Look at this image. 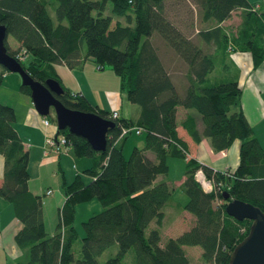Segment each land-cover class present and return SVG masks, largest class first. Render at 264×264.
<instances>
[{"label": "trees", "instance_id": "16d2710c", "mask_svg": "<svg viewBox=\"0 0 264 264\" xmlns=\"http://www.w3.org/2000/svg\"><path fill=\"white\" fill-rule=\"evenodd\" d=\"M169 0H0V25L7 29L8 54L20 63L23 51L31 57L22 66L34 80L43 84L58 81L64 89L57 96L67 107L95 113L115 121L108 134L107 151H94L87 140L68 130L60 131L72 144L78 158L94 159L86 170L93 181L85 184L80 176L71 184L62 183L66 200L60 209V221L49 235L44 218V197L35 195L29 186V150L16 130V111L0 103V154L5 159L0 197L9 202L22 227L15 236L21 252L17 264H190L185 247L199 246L205 264H229L232 252L249 234L252 222L236 221L223 205L215 204L216 194L201 189L195 174L222 182L231 199H239L264 212V149L242 105V90L234 80H223L229 48L252 52L255 66L264 60L256 40L247 38V27L231 36L219 26L238 8L247 11L255 33L263 32L262 8L247 0H188L197 7L198 23L206 26L190 38L167 16ZM108 4L112 15H107ZM54 8L55 17L49 12ZM254 15V16H253ZM114 17L124 19L116 22ZM263 17V18H262ZM247 21V20H246ZM15 40V46L9 38ZM172 49L187 66V87L180 92L164 60ZM88 60L97 70L111 66L118 76L121 92L135 107L134 118L120 117L117 110L94 106L81 93L64 86L57 64L70 70H82ZM7 70L0 66V88ZM22 93L31 90L21 86ZM179 108L194 110L201 117L199 130L195 116L182 120L185 132L196 143L207 138L215 152L231 148L239 140L240 162L231 176L213 173L194 159L187 162L181 189L188 202L183 210L195 217L194 226L176 238L163 240L165 206L170 203L173 186L166 180L168 160L188 159L190 149L179 136ZM118 112V119L112 114ZM53 124L55 118L50 117ZM141 127L146 145L124 156L127 136L119 139L124 128ZM148 152L154 155L152 160ZM159 176L163 179L157 182ZM97 198L103 207L83 223L85 236L75 228L76 207ZM154 225V226H153ZM153 226V227H152ZM118 253L106 263L98 259L109 249ZM132 253L134 261L126 256Z\"/></svg>", "mask_w": 264, "mask_h": 264}, {"label": "crops", "instance_id": "0c3cea01", "mask_svg": "<svg viewBox=\"0 0 264 264\" xmlns=\"http://www.w3.org/2000/svg\"><path fill=\"white\" fill-rule=\"evenodd\" d=\"M182 1L183 3H180L179 1L177 4H175V3H172V0H169L167 2V6H168L167 16L170 19H171L170 16L175 17L176 26L180 28L184 33H186L190 38L196 39L195 38L196 34L199 33L200 30L202 29H206L211 26L215 27V23H209L206 26L200 25L198 23L196 5H193L188 0H182ZM185 1H186V5H188L187 8L189 9V13H190L189 16H186L187 14H189V13H186V7L183 8L182 6H180L181 4H184ZM247 1L248 3L256 4V6H259V8H262L261 4H263L262 2L263 0H247ZM169 6H171L173 15L171 12L169 13L168 11L170 9ZM247 13L248 12L245 11L244 9L238 8V10H235L232 13L233 15L230 19H228V21H225L219 24V26L222 27L226 31L227 34L234 36L236 38L239 35V31L243 29V26L247 27L246 33L248 34L246 35V37L247 38L251 37L252 41L256 40V46H258L259 48L258 51L264 56V33L262 31L259 32L258 30H257L258 33H255V28L252 27V24H251L252 20L249 18L250 14H247ZM114 20H115L114 24L119 21L122 23L124 22L122 21L120 17L119 18L114 17ZM260 21L264 25V19L260 18ZM262 30L264 31V27L262 28ZM165 58L166 60L164 61L167 64V68L170 71L173 81L176 83L178 87H180V85H183V87L186 88L188 85L187 83L188 71H187V66L185 62L181 60L179 56L172 49H169L166 51ZM224 58H227V61H226V67L224 68V71L221 72L222 73L221 77L223 78V80H234L240 84V87L242 90L241 101L243 105V112L245 113L247 121L251 124L253 128V132L255 133V136L257 137L259 143H261L264 149V60L258 67H256L252 52L234 51L232 48H229L228 55ZM57 65H61V64H57ZM231 65H232V68L229 67ZM63 67L68 69L69 75L73 76L76 80L75 83H79L80 86H82L81 82L83 80L86 81L92 76L100 77L104 75L103 73L100 72L103 70L99 71L97 70V68H95V70L94 68L87 70V66H85L82 70H70L66 66H63ZM97 71L100 73H98ZM249 80H251L250 84H248ZM184 83H186V87ZM81 88L82 90H79V91L75 89L74 93H78V94L81 93L84 97L87 98L89 102H91L92 105L97 106L100 109L102 108L107 111H111L108 105L102 107L91 96L89 97L88 93L84 90V86H82ZM184 88L181 89L180 92H183ZM113 105H114L113 106L114 109L116 108L118 112H119V109H121L120 117L122 118L123 117L134 118V116H136L135 107L132 105H131V115L130 116L124 115L125 106H122V108H119V106H117V103H114ZM189 114L195 116L199 130L203 129L201 117L194 110H191V109L185 110L183 108L178 109L177 125H178V130H179V136L183 137L184 140L187 142L188 147L190 149V154L187 157L188 159L170 158L168 160L169 175L168 177H166V180L171 182L173 186V191L175 189L182 190L181 186L186 180L185 179L186 172H187L186 165H187V162L191 159H194L196 163L201 166L205 165L206 167L210 168L211 170H213V173L217 172L221 174L226 169L230 171H235L239 167L238 165L240 162V148H241L240 141L239 140L234 141L231 148L223 150V152H215L213 148L210 146V142L207 138H203L201 140V143L194 142L192 138L187 135L183 126L181 125L182 120L185 119L187 116H189ZM36 120H37L36 117L33 116L32 121L34 123H37ZM43 131L45 135L44 141L48 133L51 134L54 132L51 129H46L44 127H43ZM127 138L124 143L123 150L125 148ZM21 140H22V143H24L25 147L27 146L29 147L28 150L30 154L31 147L33 146L31 144H28L26 146L24 139L21 138ZM44 141L38 139V146H34V149L36 148V150L38 149L43 150V153H44V146H45ZM145 145H146V141L144 142L142 146H136V147L139 149H143ZM147 155L150 159L155 160L154 155L152 153L148 152ZM70 157H71L70 163H72L73 169L75 171V172L73 171V174H75L76 177L80 176L82 178V181L85 184L92 182L93 178L85 172L86 170H89L93 166L94 159L92 160V159L85 158V157L78 158L75 155L74 156L71 155ZM57 158H58V161L62 169V159H63L62 155L58 156ZM30 159H31V154H30ZM49 160L55 162L57 159H55V157H52L50 155L47 159L44 160V163ZM65 161L69 163L68 158H65ZM171 164L180 165V168L182 169L180 172V175L178 177H174L180 182H177L175 179L171 178V172H172ZM5 168H6L5 159L3 155L0 154V186L3 183V179H4L3 176H4ZM29 168H30V165H29ZM162 179L163 177L159 176L157 179V182H159V180H162ZM70 180L72 179L68 180L66 178L63 180V182L68 184ZM29 186H30V180H29ZM36 188L37 186H35V189ZM30 189L37 196L41 194L40 192L35 193L32 186H30ZM42 196L47 197V194L43 193ZM61 200L62 198H60L59 200H56V202L54 203V206L58 205ZM95 201H97L98 203H95L94 204L95 206L92 207V210L90 211L91 215L98 213L102 209V205L100 204L97 198L93 199L91 202L93 203ZM1 204L2 206H4L3 208L4 210L0 211V264H17L16 260L17 258H19L21 252L19 251V248L14 239H15V236L20 232L22 223L20 222V220H17L12 206H9V205L7 206L5 202L0 199V205ZM168 205H171V206L166 210L164 209L166 213V218L161 228V230L165 232L164 239H163L164 241H167L168 239L172 237L176 238V237L181 236L183 232L190 230L194 226V223H195L194 222L195 217L189 212H186L185 210H183V206L185 204H182V202L175 201V199H173L170 201V203H168L165 206V208ZM51 206H52V203L49 200L45 201L43 204L45 224H46V229L49 235H53L55 233V231L57 230L56 227L58 226L59 219H60L58 218L57 215H56V218L53 217V212H51L52 210ZM78 206L79 205H77V208H79ZM59 213H60V208H59ZM91 215L89 214L88 216H91ZM169 220H172L170 224L168 223ZM185 251H186V255H188L189 257L190 264H192V259H195L197 257H198L197 258L198 264L199 262L200 264H205L202 258V250L198 246L185 247ZM194 256L195 258H193Z\"/></svg>", "mask_w": 264, "mask_h": 264}, {"label": "rangeland", "instance_id": "374dc122", "mask_svg": "<svg viewBox=\"0 0 264 264\" xmlns=\"http://www.w3.org/2000/svg\"><path fill=\"white\" fill-rule=\"evenodd\" d=\"M180 1V3H183L182 0H172V3L177 4ZM183 8L186 7V13H189V9L187 8L188 5H186V1L184 4H181ZM169 13L171 12L173 15V11L171 9V6H169ZM107 15H112V9L111 5L108 4L107 7ZM49 12L52 15V17H55V11L54 8L49 6ZM187 14L186 16H189ZM171 20L176 23V18L173 16H170ZM122 19V18H121ZM124 21V19H122ZM9 43L12 46H15V40L11 37L9 38ZM17 47V46H15ZM22 56L21 58V63L24 65L29 64L31 57L24 52L20 54ZM93 62V60H88L86 63L87 70L91 68H97ZM57 71L59 75L62 78V81L64 83V86L67 88H70L74 92L76 89L77 91L82 90V86H84V90L88 93L89 97L91 96L94 100H96L102 107L104 106H109L110 110H117L116 108L114 109V103H117V106L119 108L124 107V115L130 116L131 115V104L128 101V97L124 92H121V85H120V80L117 78L118 76L113 72L111 66H106V68L103 71H100L104 75L97 77V76H92L86 81H82L81 85L79 83H75V78L71 75H69L68 69L63 67L64 65H57ZM232 68V65L229 66ZM98 72V71H97ZM98 72V73H100ZM108 72V73H107ZM62 74V75H61ZM4 81L2 84V87L0 88V103H5L9 106H11L14 111H16V130L20 134L21 138L24 139V142L26 146L28 144H31L33 147H31V159H30V168H29V175H31L30 178V186L33 187L34 192H40L39 196H42V194L46 193L49 190H52V195L47 197H44V202L49 200L52 203V210L53 212V217L56 218V215L59 218V208H62V205L64 204L66 200V196L64 194V189H63V180L64 179H72L68 184H71L74 178H76V175L73 174V165L70 163V156L75 155L73 152V149H70V154H62V169L61 165L58 161V156L55 154H51L52 157H55L57 159L55 162L49 160L44 163V160L47 159L49 156H45L43 153V150H36L34 149V146H38V139L44 141V131H43V125H42V116L39 115L38 111L35 110L32 99L27 95L22 93V78L18 73H10L6 72L4 76ZM249 80V83L250 84ZM186 87V83H184ZM178 87V86H177ZM183 85H180L178 87L179 90L183 89ZM83 90V91H84ZM121 109H119L120 112ZM33 116L36 117L37 123H34L32 121ZM50 117L55 118V111L53 110L51 112ZM55 127H57V122L53 124V127H51V130L55 132ZM146 141L145 135H137L136 132L131 133L128 135L127 142L125 145V156L126 158H129L136 146H142L144 142ZM27 149L29 148L28 146L26 147ZM65 158H68L69 163L65 161ZM73 162V161H72ZM172 162V161H171ZM178 164V163H177ZM180 164V163H179ZM172 172H171V178L175 179L177 182H180L174 177H178L181 172L180 165H172ZM63 170V171H62ZM75 172V171H74ZM87 180V179H85ZM37 188L35 189V186ZM61 185V187H60ZM49 189V190H48ZM45 190V191H44ZM62 191V192H61ZM173 191V190H172ZM175 191V192H174ZM173 191V195L171 200L175 199V201H180L182 204H186L188 201V198L185 194L184 191L175 189ZM43 197V196H42ZM62 198V200L59 202L58 205L54 206V203L56 200H59ZM2 201L5 202V204L8 206H11L9 202H6L5 199L1 198ZM95 203H98L97 201L95 202H84L83 204H79V208L76 207V220H75V228H77V232L79 235V242H77V246H80L81 240L84 239L83 237L85 236L84 232V227L82 226L85 221H87L91 215L90 211L92 210V207H94ZM171 205H168L166 209H168ZM4 206L2 204L0 205V211L4 210ZM84 209V210H83ZM94 209V208H93ZM103 210V207L102 209ZM101 210L99 212H101ZM88 211V212H87ZM91 216H88V215ZM60 221V219H59ZM172 222V220H169V224ZM164 234L165 232L162 230V237L164 239ZM199 247V246H198ZM200 248V247H199ZM202 250V249H201ZM118 253V248L113 247L103 253L101 256L98 257L101 263H106L109 258L115 257V255ZM127 260L134 261L133 254L130 253L126 256ZM195 258V256L193 257ZM198 258V257H197ZM197 258L192 259V264H198ZM200 264V262H199Z\"/></svg>", "mask_w": 264, "mask_h": 264}, {"label": "water", "instance_id": "95a60500", "mask_svg": "<svg viewBox=\"0 0 264 264\" xmlns=\"http://www.w3.org/2000/svg\"><path fill=\"white\" fill-rule=\"evenodd\" d=\"M7 29L0 25V66L10 73H18L22 78V86L31 90L35 110L42 117L55 111V120L59 131L68 130L73 135L87 140L94 151H107L108 134L115 128V121L100 117L95 113L67 108L57 96L64 93L63 87L54 79L45 84L30 77L25 67L8 54L5 41ZM227 200V214L236 221L252 222L248 236L238 244L232 252L229 264H264V212L249 202L231 199L228 191L222 194Z\"/></svg>", "mask_w": 264, "mask_h": 264}, {"label": "built area", "instance_id": "2783aa9c", "mask_svg": "<svg viewBox=\"0 0 264 264\" xmlns=\"http://www.w3.org/2000/svg\"><path fill=\"white\" fill-rule=\"evenodd\" d=\"M24 52V51H23ZM25 53V52H24ZM20 59L22 56H19ZM118 112L114 111L112 114V117L114 119H118ZM42 125L46 129H51L53 127V122L50 120L48 117H42L41 119ZM55 132L53 133H48L45 138V146H44V153L46 156H49L51 154L55 155H62V154H70V149L72 148V144L70 141H68L67 137L62 134L60 131H58V128L55 127ZM143 129L141 127H136L134 128H124L121 136L119 139H122L124 136H128L131 133L136 132L137 135H140L143 133ZM230 170L226 169L221 175H225L227 177L231 176ZM195 179H197L198 183L200 184V187L204 192L209 193V194H216V201L215 204L217 206L223 205V200L219 199V195L225 192L224 185L222 182H216V179L210 178L206 175L204 169H199L196 174H195ZM52 190H49L47 192V195L50 196L52 194Z\"/></svg>", "mask_w": 264, "mask_h": 264}, {"label": "clouds", "instance_id": "9594fccd", "mask_svg": "<svg viewBox=\"0 0 264 264\" xmlns=\"http://www.w3.org/2000/svg\"><path fill=\"white\" fill-rule=\"evenodd\" d=\"M48 118H50V116H47ZM59 131V130H58ZM226 191V190H225ZM209 194V193H208ZM223 194V193H222Z\"/></svg>", "mask_w": 264, "mask_h": 264}, {"label": "bare ground", "instance_id": "6f19581e", "mask_svg": "<svg viewBox=\"0 0 264 264\" xmlns=\"http://www.w3.org/2000/svg\"><path fill=\"white\" fill-rule=\"evenodd\" d=\"M112 121V120H111Z\"/></svg>", "mask_w": 264, "mask_h": 264}]
</instances>
